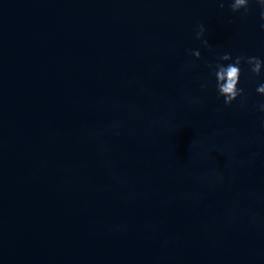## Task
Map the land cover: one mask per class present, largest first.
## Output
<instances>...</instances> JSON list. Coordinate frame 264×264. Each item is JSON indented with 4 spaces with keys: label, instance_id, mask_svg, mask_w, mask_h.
I'll list each match as a JSON object with an SVG mask.
<instances>
[{
    "label": "water",
    "instance_id": "1",
    "mask_svg": "<svg viewBox=\"0 0 264 264\" xmlns=\"http://www.w3.org/2000/svg\"><path fill=\"white\" fill-rule=\"evenodd\" d=\"M262 25L227 0H0V264H264V76L225 107L205 63L264 59Z\"/></svg>",
    "mask_w": 264,
    "mask_h": 264
},
{
    "label": "clouds",
    "instance_id": "2",
    "mask_svg": "<svg viewBox=\"0 0 264 264\" xmlns=\"http://www.w3.org/2000/svg\"><path fill=\"white\" fill-rule=\"evenodd\" d=\"M229 8L232 13L248 14L251 11V5L255 3L260 8L261 18L264 19V0H227ZM225 0H220V7H224ZM264 27V25H262ZM207 29L204 24L198 25L196 32V39L200 40L203 47L212 51V45L209 40L205 38ZM189 56H194L196 60H202V53L199 50H188ZM227 62V63H225ZM206 66L211 70L212 75L215 77V89L218 96L223 97V103L225 107H230L235 101L240 100L241 108H244L247 104L248 95L245 89L239 87L241 77L245 75V71L251 72L255 76H264V59L257 56L238 55L235 58L231 53H224L217 57L216 63L205 62ZM247 66L245 69L244 66ZM194 66V62H190L185 65L186 70H190ZM209 87L208 82L201 84L202 90H207ZM256 92L259 95L264 96V83L257 86ZM190 102H199L194 99H190ZM260 112L264 113V102H260L256 105ZM222 109H217L221 111ZM116 123L112 127H117ZM119 133H117L118 135ZM217 182L223 181V176L216 175Z\"/></svg>",
    "mask_w": 264,
    "mask_h": 264
}]
</instances>
